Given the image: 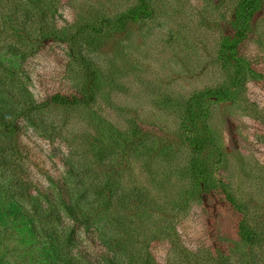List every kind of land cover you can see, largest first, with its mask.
Here are the masks:
<instances>
[{"label":"rangeland","instance_id":"374dc122","mask_svg":"<svg viewBox=\"0 0 264 264\" xmlns=\"http://www.w3.org/2000/svg\"><path fill=\"white\" fill-rule=\"evenodd\" d=\"M147 1L55 0L60 20L51 25L66 35L28 59L38 102L83 81L79 54L93 52L102 75L92 102H49L35 113L33 138L22 137L27 154L10 157L16 177L0 176V193L56 215L63 207L50 203L65 183L87 219L85 244L86 231L104 234L118 253L141 248L152 264H264V249L235 241L244 225L264 229V0L238 54L222 43L240 0ZM82 29L96 38L91 47L71 36ZM223 87L231 94L221 96ZM194 176L208 188L193 191ZM25 183L56 197L15 189ZM34 217L0 218V264L47 263L33 243L58 221L38 218L34 233ZM86 247L88 260L103 250Z\"/></svg>","mask_w":264,"mask_h":264},{"label":"trees","instance_id":"16d2710c","mask_svg":"<svg viewBox=\"0 0 264 264\" xmlns=\"http://www.w3.org/2000/svg\"><path fill=\"white\" fill-rule=\"evenodd\" d=\"M142 2L146 3L148 1L142 0ZM258 3L259 0H240L236 14L231 21L234 32L223 38L222 47L229 53L238 54L243 39H246L249 32L252 31L253 11ZM54 8L55 0H0V176H7L12 180H15L16 172L10 157L13 154H18L20 157L27 154V147L24 145L22 137L33 138V134L29 136L26 134H28L30 128H37L36 123L33 121L35 113L44 109L49 102L59 106H82L92 102L96 81L102 75L98 58L93 52L79 54L85 69L83 81H76L77 86L71 93L57 92L52 95L49 101L38 102L33 91L28 59L32 52L40 49L39 47L43 45L47 38L52 37V40H59L60 37L66 35L56 25H51L53 23L52 19L60 20L59 17H56L57 13ZM147 9L148 7L142 11L144 15H149ZM131 14L135 16L136 10L131 11ZM113 27L116 29L115 25ZM88 31L90 30H78L74 33L75 35L71 36H77L79 41L85 39L86 45L91 47L96 38ZM11 34H15L20 38L19 44L14 45L12 41H6V37H11ZM220 92L223 94L221 96L231 94L228 88L224 87ZM34 140L36 141L35 138ZM98 142L101 143V141ZM194 177L196 181L193 191H196V188L198 190L208 188L207 184L200 186L202 182L198 181V177ZM31 187L29 183H25V185H16L15 189L22 193L27 191L29 196L34 199H36L35 196H42L47 200H54L56 197L48 192L49 190L41 189L34 192ZM57 188L58 190L63 189L64 194H62L63 197H61L58 205L55 201L50 203L51 205L55 204L52 207L53 210L55 207L57 209L63 207L61 212L55 213L56 215H51V209L47 211L43 208L39 211V207L36 205L33 211L28 212L23 204H21V208L15 201L8 202L0 193V218H6L9 215H13L15 219L24 218L28 213H31L32 216H35V219L30 222L32 223L31 230L34 233L41 231L39 230L41 224L36 219H48L54 216L53 218L58 221V224H54L51 228L46 229L44 226L42 228L44 236L41 237L40 244L33 243L34 251L37 253L40 251L39 255L43 257L38 258V261L47 262L46 264H85L86 261L89 264H152L151 257L146 255L148 252L142 255L141 248L136 249L135 253L129 254L126 249L125 251L120 249L125 254L123 255L118 253L119 248L117 250L114 247L112 239H107L104 234L96 236L92 232L88 233L86 231L87 241L94 245H100L103 249H101L102 251H94V256L89 257L88 260L89 255L87 254H90V250L86 245L89 243L85 244L80 233L82 227L87 226V219L76 212L72 202H68L70 198L69 189L65 183L57 182ZM230 198L232 201L234 200L231 194ZM233 204L235 203L233 202ZM64 211L67 212V215ZM262 224L263 222L257 223L256 226L251 228L244 225V233H240L235 241H249V245L263 250L264 229H262ZM1 239L0 237V245ZM118 247L120 246L118 245ZM78 252L84 257L80 258ZM82 253H85L87 257Z\"/></svg>","mask_w":264,"mask_h":264}]
</instances>
